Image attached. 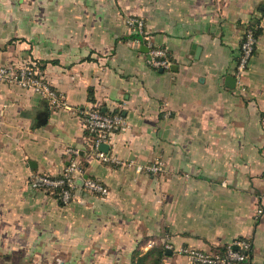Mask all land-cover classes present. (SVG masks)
<instances>
[{
    "label": "crops",
    "instance_id": "crops-1",
    "mask_svg": "<svg viewBox=\"0 0 264 264\" xmlns=\"http://www.w3.org/2000/svg\"><path fill=\"white\" fill-rule=\"evenodd\" d=\"M253 18L262 33L242 92L227 76ZM146 36L167 49L170 68L148 63ZM23 62L67 106L0 78V242L49 237L89 264L129 263L139 243L169 242L161 264H190L179 247L216 250L247 236L252 256L240 264H264V0H0V66ZM86 107L125 116L111 154L161 158L166 170L97 158ZM69 147L108 194L80 188L63 204L32 187V175L64 170Z\"/></svg>",
    "mask_w": 264,
    "mask_h": 264
},
{
    "label": "built area",
    "instance_id": "built-area-1",
    "mask_svg": "<svg viewBox=\"0 0 264 264\" xmlns=\"http://www.w3.org/2000/svg\"><path fill=\"white\" fill-rule=\"evenodd\" d=\"M126 22L137 32H143L144 21L136 15H129ZM254 25L250 22L245 27L239 58L235 64L234 76L236 85L240 91L247 90L244 81L245 72L250 64L251 58L255 53L258 36ZM147 38L148 63L158 69H168L172 61L167 49L157 45L150 37ZM0 78L4 81L16 83L23 88L36 91L42 98L49 101L55 107L67 106L64 94L55 88L48 78L41 73L33 62H23L21 64H4L0 66ZM264 94V90L262 91ZM83 123L90 137L91 150L93 154L104 162H114L121 166L132 167L139 172L159 173L166 170V166L161 158L143 162L137 159H121L118 155L111 154L100 149V144L111 141L112 135L127 126L125 116L121 112L107 113L94 107H86L81 110ZM69 162L64 170L58 174L47 172L37 173L31 176L30 184L32 187L49 191L50 194L57 193L58 199L63 204L70 203L76 196V191L83 188L89 192L106 195L109 193L108 186L101 180L85 176L86 170L79 159L80 151L78 148L69 147ZM82 179V183H79ZM264 209L259 207L257 214L263 213ZM168 250L172 249L171 243L164 244ZM253 243L250 237L241 236L226 244L224 250L201 249L190 245H183L177 250L184 255L190 264H240L249 261L252 256Z\"/></svg>",
    "mask_w": 264,
    "mask_h": 264
},
{
    "label": "rangeland",
    "instance_id": "rangeland-1",
    "mask_svg": "<svg viewBox=\"0 0 264 264\" xmlns=\"http://www.w3.org/2000/svg\"><path fill=\"white\" fill-rule=\"evenodd\" d=\"M3 238H0V241ZM29 236H14L0 242V264H89L94 262L81 258H70L63 244L49 240V237L32 242ZM105 262V261H102ZM120 264H126L122 261Z\"/></svg>",
    "mask_w": 264,
    "mask_h": 264
},
{
    "label": "trees",
    "instance_id": "trees-1",
    "mask_svg": "<svg viewBox=\"0 0 264 264\" xmlns=\"http://www.w3.org/2000/svg\"><path fill=\"white\" fill-rule=\"evenodd\" d=\"M252 25H254L256 35L259 36L262 33V28L259 26V19L253 18V20L250 22ZM83 166H86L85 162H82ZM49 193V191H47ZM54 195L57 197V193H54ZM58 198V197H57ZM59 201L63 203L60 199ZM142 244L139 243L136 248L133 250L131 255V260L129 263L126 264H161L162 259L164 255L167 253V249L165 248L164 244L158 243L150 247L148 250L142 249ZM226 247V244L216 248L219 250H224ZM238 264V263H237Z\"/></svg>",
    "mask_w": 264,
    "mask_h": 264
},
{
    "label": "water",
    "instance_id": "water-1",
    "mask_svg": "<svg viewBox=\"0 0 264 264\" xmlns=\"http://www.w3.org/2000/svg\"><path fill=\"white\" fill-rule=\"evenodd\" d=\"M161 70H163V69L161 68ZM227 79L231 82V84H233V85L236 84V78H235V76L228 75L227 76ZM100 149L108 152L109 149H110V144L103 142V143L100 144ZM85 176H88V174H85ZM82 182H83L82 179H79V183L81 184Z\"/></svg>",
    "mask_w": 264,
    "mask_h": 264
}]
</instances>
